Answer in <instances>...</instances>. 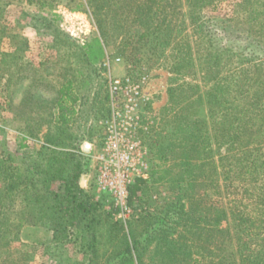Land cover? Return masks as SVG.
I'll return each instance as SVG.
<instances>
[{"label": "rangeland", "instance_id": "1", "mask_svg": "<svg viewBox=\"0 0 264 264\" xmlns=\"http://www.w3.org/2000/svg\"><path fill=\"white\" fill-rule=\"evenodd\" d=\"M260 1L253 7L264 8ZM248 7L246 0H0V159L11 155L20 167L40 160L43 147L77 145L87 163L80 185L101 203L92 229L70 226L61 234L43 222L55 215L53 201L40 210L7 203L0 219L18 236L0 241V264H110L134 242L144 249V264H214L224 257L264 264V15L251 16ZM49 12L58 15L54 23ZM13 35L24 42L16 53ZM86 43L92 47L83 54ZM245 53L255 59L243 60ZM107 59L113 76H148L149 171L146 186L129 198L125 220L109 199L94 195L92 155L103 134L89 101ZM68 78L80 109L60 133L54 102ZM33 89L49 110L26 108L37 104L24 99ZM240 160L251 163L249 172ZM61 186L56 181L50 189ZM178 199L182 219L163 232Z\"/></svg>", "mask_w": 264, "mask_h": 264}, {"label": "trees", "instance_id": "2", "mask_svg": "<svg viewBox=\"0 0 264 264\" xmlns=\"http://www.w3.org/2000/svg\"><path fill=\"white\" fill-rule=\"evenodd\" d=\"M259 2L261 1L246 0L251 16L257 17L258 15H264V8L260 7L261 9H258L260 4ZM253 6H257L258 8ZM49 15L50 18L48 17L47 19L49 22L48 24L54 23L55 18H58V15L56 14L49 12ZM191 22H193V19H191ZM259 28L264 29L261 25ZM0 33L3 37L2 29L0 30ZM9 37L10 41H16L19 39L15 44H12L15 48L13 53L23 50L24 42L20 41V36L13 35ZM91 47L92 46L89 43L82 45L81 48L83 50V54H87ZM215 55H217V53L213 52L212 56ZM242 55L243 53L241 52L236 53L237 57H242ZM232 56H234V54ZM253 56L255 57L254 54L248 55L245 53L243 60L252 61L255 59ZM97 59H99V57H97ZM96 70L97 69L95 68V71ZM102 70L98 69L96 71V75L102 82H100L98 87H96V90L89 101L90 109L88 114L94 120L104 118L109 113L107 85L106 79L102 74ZM74 90V80H72V78L66 79V81H64L58 89V97L54 102L57 109V121L54 124L55 127L60 130V133H63V131L70 126L72 117L76 113H79L80 108L77 110L75 109V104L77 103L79 97ZM24 99L25 101L27 99H31L32 101L37 102L36 105L28 104V106H26L29 111L31 108L33 110L35 109L34 113L36 110H49L52 106V104L43 101L40 95L34 94V89L32 91H26ZM19 114L23 115L22 112ZM241 115L242 112L236 110L235 119H238L239 123L242 121ZM44 117L46 119L47 115L45 114ZM51 117L52 115L49 116V119H47V123L53 122ZM24 131L32 136L34 134V131H32L27 124ZM53 138L54 137L48 133L45 134V140L47 143H50L51 141L53 142ZM182 141L183 139L180 140V142ZM190 144L191 143L189 141L188 145L190 146ZM51 146L43 147V149H41L43 154L41 151L38 152L41 156L40 160H31L20 167H16L12 164L14 158L11 155H7L5 158L0 159V177H2V186L0 188V210L3 209L2 207L7 203H13L15 200H18V204L25 203V207H33L39 210L41 206H45V208L48 207V203L53 201L55 203L53 205L55 208V215L53 217L49 215L48 218L43 216V222L48 223L50 228H55L57 233L59 231L62 232L66 230V228L70 226L80 229L88 228L86 230H90L92 229L91 227L93 221H96L97 213H99L101 208V203L92 200L90 197L91 195L80 185V177L86 173L87 169V163L84 161L83 153L81 152L79 146L74 144L70 145L68 149H54L53 145ZM183 147L185 148L186 146L183 145ZM260 163L262 167L264 161ZM238 165L248 172L251 169V163H247V161L246 163H243L240 160ZM260 165H257L256 168L253 167L255 168V171H258V173L260 171ZM56 181H59L62 184V190L59 192H53L50 189L52 183ZM146 183V180L142 178L136 179L129 188V198L135 196L138 191L142 190L143 186H146ZM182 208L183 205L180 203V199H178L166 213L165 219L168 218V220L166 219V223L164 222L165 228L162 229L163 232L170 228L168 224H173L175 220L178 222L182 219ZM171 215H173L172 218L170 217ZM174 215L176 216V219H174ZM23 223L24 221L22 219L19 220L14 228L17 230ZM13 226L14 224L0 219V241H4L5 245L7 244L8 239L17 238L18 236V231H15L13 236L9 232ZM90 236L93 242L95 239L94 232H91ZM143 250H141L137 243L134 242L133 245H127L122 251L118 252L115 258L111 260L110 264H135V259L138 260V264H144L141 261V254ZM231 258L224 257L218 263L214 264H235L234 259Z\"/></svg>", "mask_w": 264, "mask_h": 264}, {"label": "built area", "instance_id": "3", "mask_svg": "<svg viewBox=\"0 0 264 264\" xmlns=\"http://www.w3.org/2000/svg\"><path fill=\"white\" fill-rule=\"evenodd\" d=\"M119 61V58L114 59V62ZM110 65L108 59L102 64L107 79L109 113L98 121L103 138L92 155L94 195L96 200L109 199L115 215L125 220L131 213L129 188L136 179H146L149 171L148 76L133 78L128 73L113 76ZM76 107L77 104V110Z\"/></svg>", "mask_w": 264, "mask_h": 264}, {"label": "water", "instance_id": "4", "mask_svg": "<svg viewBox=\"0 0 264 264\" xmlns=\"http://www.w3.org/2000/svg\"><path fill=\"white\" fill-rule=\"evenodd\" d=\"M89 146V145H88ZM83 150L84 151H88V147H85V145L83 146Z\"/></svg>", "mask_w": 264, "mask_h": 264}]
</instances>
